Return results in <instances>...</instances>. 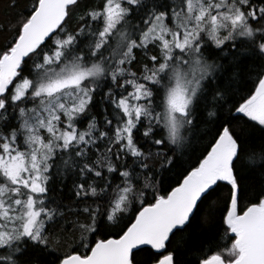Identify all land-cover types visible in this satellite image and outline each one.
I'll return each instance as SVG.
<instances>
[{"label": "snow or ice", "instance_id": "6c2138e0", "mask_svg": "<svg viewBox=\"0 0 264 264\" xmlns=\"http://www.w3.org/2000/svg\"><path fill=\"white\" fill-rule=\"evenodd\" d=\"M0 264H264V0H0Z\"/></svg>", "mask_w": 264, "mask_h": 264}, {"label": "trees", "instance_id": "16d2710c", "mask_svg": "<svg viewBox=\"0 0 264 264\" xmlns=\"http://www.w3.org/2000/svg\"><path fill=\"white\" fill-rule=\"evenodd\" d=\"M204 143L206 144L207 141H205ZM197 155H199V153H197ZM185 159L188 160L189 158L185 157ZM191 163H195V158L194 157L191 159ZM173 179H174V177H173Z\"/></svg>", "mask_w": 264, "mask_h": 264}]
</instances>
